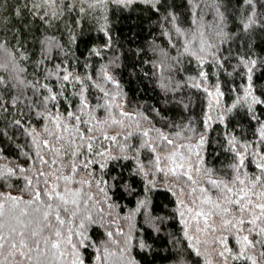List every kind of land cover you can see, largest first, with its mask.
Instances as JSON below:
<instances>
[{"label": "snow or ice", "instance_id": "obj_1", "mask_svg": "<svg viewBox=\"0 0 264 264\" xmlns=\"http://www.w3.org/2000/svg\"><path fill=\"white\" fill-rule=\"evenodd\" d=\"M184 3L182 18L174 0H18L19 26L0 28V264H139L133 249L149 251L142 233L158 231L162 221L145 211L139 227L132 223L147 199L123 217L126 226L112 215L118 205L109 193L120 181L106 170L129 159L147 190L159 180L177 198L176 264L192 256L197 264H264V88L256 84L264 56L229 47L237 35L264 29V0H237L238 17L231 0ZM133 5L156 18L152 67L167 73L161 86L183 110L179 119L159 109H152L159 120L126 110L109 71L118 53L89 71L88 59L104 61L113 47L101 22L107 12ZM230 18L239 33L229 30ZM93 22L104 43L89 50L81 72L73 59L76 29ZM186 88L203 93L199 120ZM237 116L250 136L229 127ZM213 124L222 127L214 155L227 160L219 168L206 153ZM97 221L111 229L104 242L90 234Z\"/></svg>", "mask_w": 264, "mask_h": 264}, {"label": "trees", "instance_id": "obj_2", "mask_svg": "<svg viewBox=\"0 0 264 264\" xmlns=\"http://www.w3.org/2000/svg\"><path fill=\"white\" fill-rule=\"evenodd\" d=\"M227 2V0H226ZM176 11L185 17L187 14V6L184 0H174ZM237 0H231L229 11L234 12L238 17L239 13L235 12L232 7ZM14 6L18 5V0H5L4 6L0 8V28L7 29L17 27V19L14 16ZM264 11V9H260ZM23 15V13H22ZM106 23L109 27V32L113 37V47L107 53H103L106 57L101 61L97 57H90L88 63L91 64L89 71H94L100 64H107L108 59L114 57L116 53L119 54V60L115 67H109V71L119 81L122 94L126 102V110L139 111L146 114L154 120H159L152 109H159L161 116L171 118L173 120L179 119L183 115V110L173 103L169 102V95L162 89V77L167 73L158 74L152 67L154 62L152 53L150 51V42L154 37L158 36L156 28V18L151 13L144 9L143 5H133L131 8L120 11H108ZM38 24L39 22L36 21ZM69 23H71L69 21ZM35 25H33L34 27ZM75 28V25H71ZM229 30H235L239 33V24L236 19L230 18ZM67 38L66 36L64 37ZM104 43V36L96 30L95 22L92 24L83 23V26L76 29V43L72 46L75 52L77 69L83 72L81 64L85 63V57L89 50L96 46L99 47ZM244 45L245 48L250 46L258 56H264V29L256 28L249 35H237L229 47L233 49V54L240 51L238 45ZM187 72L194 74L192 65H185ZM207 67V66H206ZM211 75L212 69L208 68ZM221 80H225V76L221 75ZM256 84L260 88H264V74H260V78L256 80ZM191 95L192 108L191 111L197 116L199 120L200 113L203 111L204 100L203 93L195 92L192 89H184ZM227 95V92H226ZM237 127L233 130L239 135L240 131H244L246 135H251V130L247 120L241 116H237L235 121L229 124ZM222 127L218 124L212 125V131L208 136V146L206 149L207 159L216 167H222L227 160L221 152L220 156H215L219 150V145L215 143L220 138ZM21 141H17L20 143ZM2 146V145H0ZM121 164L123 167H121ZM134 162L132 160H124L115 164L110 163L106 172L119 178L118 186L109 193L112 200L116 202L118 207L113 212V216L117 218V224L126 226V221L123 217L132 213L140 200L147 199V209H141L137 213L132 223L139 227L142 223L141 213L151 214L154 217L161 218L160 223L157 224L158 231H153L151 228L145 227L142 236L146 242L151 246L149 251L133 249V256L139 264H176L174 259L173 236L180 235L181 225L176 219L175 211L177 208V198L167 190L166 182L157 180L156 187L151 191L146 188V179L141 175H134ZM108 175H104V179H108ZM132 190L129 191L128 189ZM112 201H109L111 203ZM107 219V218H106ZM102 222L97 221V227L90 230L94 240L99 242L105 241L104 233L111 230L106 226H101ZM119 239V237H117ZM110 250L116 251L114 246H110ZM181 247L183 244L180 245ZM92 253L89 252V255ZM214 255V254H213ZM199 257L192 256L188 264H197Z\"/></svg>", "mask_w": 264, "mask_h": 264}]
</instances>
